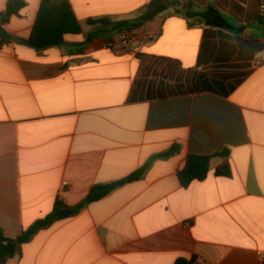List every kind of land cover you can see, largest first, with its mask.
I'll use <instances>...</instances> for the list:
<instances>
[{"label": "crops", "instance_id": "crops-1", "mask_svg": "<svg viewBox=\"0 0 264 264\" xmlns=\"http://www.w3.org/2000/svg\"><path fill=\"white\" fill-rule=\"evenodd\" d=\"M24 1L0 48L4 234L19 235L56 198L74 206L96 184L142 174L39 230L6 264H264L260 0L194 1L229 29L158 11L138 30L88 42L87 20L134 18L151 0H69L81 33L41 51L22 41L40 0ZM225 149L204 180L179 184L188 154ZM225 166L228 176L215 174Z\"/></svg>", "mask_w": 264, "mask_h": 264}, {"label": "trees", "instance_id": "trees-1", "mask_svg": "<svg viewBox=\"0 0 264 264\" xmlns=\"http://www.w3.org/2000/svg\"><path fill=\"white\" fill-rule=\"evenodd\" d=\"M195 0H151L140 15L123 20H111L109 18L89 19L87 23L95 26V29L86 35V41L93 38H111L125 32L142 28L153 17L150 11L155 7L164 17L181 16L188 21L189 27L212 26L224 29L231 28V25L224 16L215 8L210 6L204 9H197ZM24 0H6V11L0 15V48L9 45L12 37L5 29L9 18L17 15L25 6ZM82 31L80 22L77 19L69 0H40L34 23L27 38L22 41L35 49L41 51L49 47L61 46L66 34H80ZM179 151L177 146L170 148L169 154ZM228 155L225 149L221 153L213 155L188 154L184 166L177 172L179 184L186 187L192 181L204 180L210 168L213 158ZM229 168L225 166L222 170H216V175L228 176ZM141 171H136L128 177L104 184L92 186L87 196L78 204L69 206L62 199L56 198L53 208L45 217L35 221L29 227L23 229L16 237H9L0 228V264H6L15 256H20L22 245L29 242L41 229L47 228L54 222L77 215L89 203L98 201L109 195L113 190L126 182L137 180ZM173 264H200L195 257L178 258Z\"/></svg>", "mask_w": 264, "mask_h": 264}, {"label": "water", "instance_id": "water-1", "mask_svg": "<svg viewBox=\"0 0 264 264\" xmlns=\"http://www.w3.org/2000/svg\"><path fill=\"white\" fill-rule=\"evenodd\" d=\"M158 11H159V8H158V7H155L154 9H152V10L150 11V15H151V17H155L156 14L158 13Z\"/></svg>", "mask_w": 264, "mask_h": 264}, {"label": "built area", "instance_id": "built-area-1", "mask_svg": "<svg viewBox=\"0 0 264 264\" xmlns=\"http://www.w3.org/2000/svg\"><path fill=\"white\" fill-rule=\"evenodd\" d=\"M260 9H261L262 11H264V0H260ZM123 39H124V40H127L128 37L124 36Z\"/></svg>", "mask_w": 264, "mask_h": 264}]
</instances>
